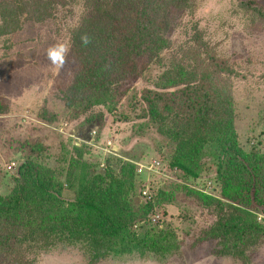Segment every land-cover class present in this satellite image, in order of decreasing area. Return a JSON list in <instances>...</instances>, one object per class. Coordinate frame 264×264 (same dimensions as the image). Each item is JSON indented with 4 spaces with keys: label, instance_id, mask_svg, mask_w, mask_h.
I'll list each match as a JSON object with an SVG mask.
<instances>
[{
    "label": "rangeland",
    "instance_id": "rangeland-1",
    "mask_svg": "<svg viewBox=\"0 0 264 264\" xmlns=\"http://www.w3.org/2000/svg\"><path fill=\"white\" fill-rule=\"evenodd\" d=\"M188 5L182 24L162 34L176 49L188 39L183 24L197 25L213 58L208 72H219L213 85L219 95L231 94L234 144L243 154L241 159L223 155L209 138L190 175L175 167L173 120L143 116L139 105L145 89L164 91L156 88L159 65H151L137 80L126 75L120 84L106 87L96 83L94 89L95 82L83 81L71 35L80 25V1L58 8L43 23L27 21L0 37V196L17 189L20 166L33 161L56 171L53 183L70 205L76 190L68 174L73 162L86 163L92 175L128 177L133 208L155 206L133 227L139 241L170 231L176 247L170 254L146 251L142 257L123 255L98 264H264V0H189ZM167 53L162 51L165 57ZM253 178L260 199H246L243 193L238 199L234 193L251 189ZM220 209L227 216L221 217ZM239 211L256 219L259 229L248 232L259 242L245 250V261L232 255L239 240L245 241L242 227L229 234L226 255H217L218 242L206 237L228 215L235 228L253 227ZM35 264L89 263L78 250L58 246L39 255Z\"/></svg>",
    "mask_w": 264,
    "mask_h": 264
},
{
    "label": "trees",
    "instance_id": "trees-1",
    "mask_svg": "<svg viewBox=\"0 0 264 264\" xmlns=\"http://www.w3.org/2000/svg\"><path fill=\"white\" fill-rule=\"evenodd\" d=\"M79 1L83 7L82 17L71 35L73 48L80 57V75L83 74L84 82H95L96 86L98 83L100 88L120 84L126 75L137 80L151 65H159L162 70L156 88L164 91L145 89L139 105L143 116L173 120V136L178 139L175 167L190 175L192 165L209 138H213L223 155L243 157L234 144L231 94L221 96L213 85L219 72L215 68L208 72L213 67V58L208 57V47L197 25L191 23L188 28L183 24L188 39L176 49L162 34V30L173 31L182 24L185 10L190 7L189 0L0 2V37L18 31L27 21L43 23L52 18L58 8ZM163 50L168 52V57L162 54ZM186 66L189 71L184 69ZM85 69L88 72L84 73ZM96 86L93 88H98ZM88 170V164L73 162V171L68 176L76 190L75 200L66 205L61 187L53 183L56 171L39 168L33 161L20 166L17 189L11 195L0 196V264H35L39 255L50 254L58 246L78 250L89 264L123 255L142 257L146 251L158 255L174 251L170 231L154 233L148 242L139 241L132 231L141 217L153 213L155 206L150 203L141 209L133 208L127 195L131 190L128 177L92 175ZM254 180V189L238 190L234 194L243 193L246 199L253 197L258 201L260 196ZM239 212L254 226L238 224L235 228L228 215L229 220L220 218L206 232V237L211 236L218 242L217 255H226L232 242L229 234L242 227L241 236L246 237L245 241L239 240L242 244L232 248V255L236 260L245 261V250L259 242L248 232L256 233L259 229L249 213ZM220 215L227 216L222 209Z\"/></svg>",
    "mask_w": 264,
    "mask_h": 264
},
{
    "label": "clouds",
    "instance_id": "clouds-1",
    "mask_svg": "<svg viewBox=\"0 0 264 264\" xmlns=\"http://www.w3.org/2000/svg\"><path fill=\"white\" fill-rule=\"evenodd\" d=\"M84 42L87 43V40L85 39Z\"/></svg>",
    "mask_w": 264,
    "mask_h": 264
},
{
    "label": "built area",
    "instance_id": "built-area-1",
    "mask_svg": "<svg viewBox=\"0 0 264 264\" xmlns=\"http://www.w3.org/2000/svg\"><path fill=\"white\" fill-rule=\"evenodd\" d=\"M144 194H146V193H144Z\"/></svg>",
    "mask_w": 264,
    "mask_h": 264
}]
</instances>
